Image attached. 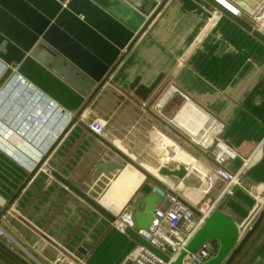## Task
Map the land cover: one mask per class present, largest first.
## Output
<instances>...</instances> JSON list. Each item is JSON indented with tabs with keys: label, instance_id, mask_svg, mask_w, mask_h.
<instances>
[{
	"label": "crops",
	"instance_id": "0c3cea01",
	"mask_svg": "<svg viewBox=\"0 0 264 264\" xmlns=\"http://www.w3.org/2000/svg\"><path fill=\"white\" fill-rule=\"evenodd\" d=\"M156 2L152 17L128 42L115 69L55 140L46 127L31 121L30 114L41 113L48 126L59 128L66 111L0 60V137L1 130L14 131L7 148L0 147V264H57L65 252L83 264H127L141 245L66 188L53 172L95 200L105 201L102 205L115 215L124 206L133 210L136 199L152 191L156 184L148 173L164 187L179 183L176 176L159 178L150 166H159L163 147L158 137L154 139L159 133L162 140L198 154L186 133L195 130L206 113L223 123V140L241 156L251 155L263 142L264 43L221 11L205 30L207 10L215 8L206 0ZM236 4L239 17L251 24V12L264 0ZM91 14L112 35L118 34L113 30L117 23L108 15ZM159 73L163 85L154 98L148 89L130 88L137 76L148 86ZM174 87L180 93H172ZM14 97L17 104L11 101ZM160 98L158 114L154 104ZM92 117L104 125L99 134L86 124ZM10 149L24 160L43 154L42 169L31 173ZM171 158L183 160L178 154ZM107 160L122 167L92 182L94 168ZM207 164L211 168L213 162ZM240 164L238 159L227 167L233 171ZM209 184L204 173L202 189ZM255 204L250 184L244 182L229 195L223 211L239 224ZM231 264H264V235L256 246H244Z\"/></svg>",
	"mask_w": 264,
	"mask_h": 264
},
{
	"label": "water",
	"instance_id": "95a60500",
	"mask_svg": "<svg viewBox=\"0 0 264 264\" xmlns=\"http://www.w3.org/2000/svg\"><path fill=\"white\" fill-rule=\"evenodd\" d=\"M156 1L0 0V60L54 98L62 109L78 114L85 101L92 98L123 58L121 53L127 49L128 42L150 20L155 12ZM206 1L264 43V35L253 28L252 24L227 11L218 1ZM91 12H102L113 19L117 23L113 30L116 29L118 34L112 35L110 29L107 31ZM211 25L212 22L209 21L205 30ZM194 45L190 46L180 63ZM162 78L163 74L159 73L148 86H144L139 83L140 77L137 76L130 88L148 89L154 98L161 90ZM44 160L45 157L30 172L35 173L44 164ZM121 167V164L113 160L101 162L94 168L91 181L95 182L101 174ZM158 174L176 176L187 186L199 185L195 175L181 165L174 169L160 167ZM52 175L111 222L116 221L115 215L98 200L57 172ZM147 176L157 186H162L157 178L150 174ZM244 182L250 184L251 193L256 200L248 216L241 223H236L232 216L223 211L229 197L226 196L204 219L201 227L170 264H188L187 253L208 241L217 243V253L203 264H231L240 253L264 217V140L259 159L243 172L232 191ZM157 200L158 194L154 191L136 199L132 210L136 229L147 228L151 224ZM120 229L163 260H167L164 254L141 238L135 230L123 224H120ZM63 256L70 260V264H83L66 252Z\"/></svg>",
	"mask_w": 264,
	"mask_h": 264
},
{
	"label": "built area",
	"instance_id": "2783aa9c",
	"mask_svg": "<svg viewBox=\"0 0 264 264\" xmlns=\"http://www.w3.org/2000/svg\"><path fill=\"white\" fill-rule=\"evenodd\" d=\"M216 1L230 13L237 16L240 15V9L236 4V0ZM219 12L220 10L215 8L207 10L208 22L211 21L213 24L218 18ZM250 19L253 28L264 35V29L262 28V24L264 23V5L251 12ZM20 88H24V86L20 85ZM172 93L180 92L174 87ZM162 99L160 98L154 104L155 112L158 114L161 113ZM11 101L15 104L18 103L15 97ZM30 115L31 121L47 128L53 140L58 137L61 130L63 131L74 117V114L66 111V114L63 116L64 121L61 127L58 128L56 124L48 126L44 122V117L41 113L32 112ZM86 124L96 134L101 133L104 127L101 121L93 117L88 118ZM223 128L222 122L206 113L202 114L198 127L186 133L187 141L199 151L198 154L187 152L181 145L173 141L162 140L159 135L160 133L154 136V139L158 137L157 140H159L163 147V151L159 154V166L157 165L156 167L159 169L170 163L181 165L191 173H198L196 177L199 180V185L187 186L178 181V184L171 187H164L163 185L161 187L157 185L153 186L152 191L158 194V200L152 213V222L147 228H135L132 209L129 206H124L117 210L115 214L116 221L112 222L115 226L120 228V224H123L135 230L141 238L167 257V260H163L146 247L140 245L129 260L130 264H170L185 248L194 233L201 227L204 219L217 208L226 196L232 193L233 186L243 172L259 159L263 142L251 155L247 157L241 156L231 145L223 140ZM13 132L10 128L1 130L0 147L7 148L8 140L13 135ZM10 153L30 169L34 168L44 158L43 154L38 153L34 156L33 160H24L21 154L14 149H10ZM176 154L182 155L183 160L178 161L171 158V155L174 156ZM238 159L241 160V164L235 170H229L227 167L228 163ZM205 160H207L206 163H203ZM210 161L213 162L211 168L207 164ZM42 167L43 164L38 170H41ZM204 173L210 178V184L203 190ZM182 189L185 192L180 194V190ZM262 204H264V195L262 197ZM216 253L217 246L211 241L205 242L195 250L187 253L189 257L188 264H203L206 260L214 257ZM58 262H62L63 264L68 262L70 264V260L64 256Z\"/></svg>",
	"mask_w": 264,
	"mask_h": 264
},
{
	"label": "rangeland",
	"instance_id": "374dc122",
	"mask_svg": "<svg viewBox=\"0 0 264 264\" xmlns=\"http://www.w3.org/2000/svg\"><path fill=\"white\" fill-rule=\"evenodd\" d=\"M261 10V9H260ZM251 21V20H250ZM206 161L207 160H205L203 163H206ZM205 165V164H204ZM203 165V166H204ZM151 167H154V168H156L157 169V175L159 176V174H158V168L154 165H150ZM206 166V165H205ZM149 174V173H148ZM192 174H194L195 175V177L197 176V172H194V173H192ZM151 175V174H150ZM153 176V175H152ZM159 178H160V176H159ZM197 178V177H196ZM100 203L101 204H104V205H106L105 204V201H103V200H101L100 201ZM253 235H255V237H253V240H252V243H251V245L255 242V241H257L258 239H259V236L260 235H264V217L262 218V220H261V222H260V224L258 225V227H257V229L254 231V233H253Z\"/></svg>",
	"mask_w": 264,
	"mask_h": 264
},
{
	"label": "trees",
	"instance_id": "16d2710c",
	"mask_svg": "<svg viewBox=\"0 0 264 264\" xmlns=\"http://www.w3.org/2000/svg\"><path fill=\"white\" fill-rule=\"evenodd\" d=\"M256 229H257V228H256ZM253 233H254V232H253ZM253 237H255V235L252 234V235L250 236V238L247 240V242L244 244V246H246L247 249H248L249 247H252L253 245H254V246L257 245V241H255V243L251 245L252 240H253ZM211 242H212L214 245L217 246V243H216L215 241H211ZM244 246H243V247H244ZM240 252H241V251H240ZM237 256H239V254H238ZM237 256H236V257H237Z\"/></svg>",
	"mask_w": 264,
	"mask_h": 264
}]
</instances>
